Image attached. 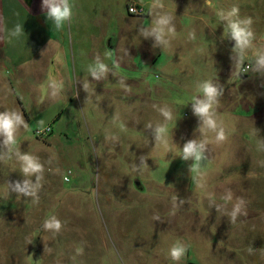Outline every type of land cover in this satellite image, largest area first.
Returning <instances> with one entry per match:
<instances>
[{
  "label": "rangeland",
  "instance_id": "374dc122",
  "mask_svg": "<svg viewBox=\"0 0 264 264\" xmlns=\"http://www.w3.org/2000/svg\"><path fill=\"white\" fill-rule=\"evenodd\" d=\"M100 1L88 17L91 46L88 44L84 69L78 67L81 79L78 75L76 80L69 78L74 75L71 64L70 71L64 69V78L60 76L63 88L59 95L53 97L50 88L41 101L36 89L38 73L33 78L24 75L13 86L17 97L9 96V110L18 109L20 101L29 125L18 133L15 147L38 156L45 171L39 203L34 204L30 197L8 192L7 180L24 178L17 160L0 162V264H264V151L251 142L244 149L247 155L238 152L242 164L237 172L254 174L218 177L217 173L233 167L230 141L228 150L221 149L217 161L204 160L199 172L189 171L191 161L181 159L179 148L199 135L197 121L187 110L202 82L193 75L211 79L216 73L215 59L228 65L225 68H237L230 52L219 47L215 58L209 55L207 42L216 38L200 34L193 27L194 20L182 19L181 0H163V11L171 9L176 26L167 48H153V41L139 34L140 27L151 26L153 11L150 19L133 20L137 23L133 25L127 17L123 19L126 15L115 13L122 1L108 0L115 6L111 9L102 7ZM131 7L141 11L137 16H143V9L136 6L127 7L128 14ZM217 13L213 26L223 29ZM259 22V18L254 21ZM128 26L131 28L126 29ZM136 26H140L138 31ZM192 31L195 37L190 39ZM108 51L111 55L105 56ZM147 54L156 62L144 63ZM97 56L111 69L101 81L92 80L87 71ZM42 64L39 61L34 68L39 72ZM86 79L90 83L87 93L82 86ZM238 79L235 76V82ZM255 86L245 88L254 94ZM153 105H167L173 112L167 125L168 148L156 145L146 127L164 119ZM258 122L248 124L252 135ZM172 138L176 147L171 146ZM259 138L264 136H253L256 142ZM208 151L211 157L216 155L210 144ZM142 155L148 167L134 171L132 166L139 165ZM226 189L246 201V214L235 222L226 214L231 203L221 199ZM174 195L185 204L174 208ZM51 215L63 224L59 233L42 227ZM177 242L187 246L179 262L169 256L170 247ZM79 248H83L82 254Z\"/></svg>",
  "mask_w": 264,
  "mask_h": 264
},
{
  "label": "crops",
  "instance_id": "0c3cea01",
  "mask_svg": "<svg viewBox=\"0 0 264 264\" xmlns=\"http://www.w3.org/2000/svg\"><path fill=\"white\" fill-rule=\"evenodd\" d=\"M98 1L99 0H70L73 6V17L61 30H57L53 21L46 18L45 12L42 10V0H0V111L9 110V106L7 105L10 100L9 96H16L13 86L19 83L22 77L24 78V75L33 78V73H38L37 80L39 81V85H36V89L41 94V101L46 91L51 88V83L60 81V76L64 78V69L71 70V64L74 75L71 73L69 78L76 80L78 78L75 79V76L78 75L79 79H81V76H79L81 72L78 71V67L81 68V65L85 66V61L87 60L86 52L89 46H91L88 39L91 36L92 23L88 17L93 15L95 3ZM121 1L123 5L120 8L118 6V10H116L115 13H118L116 15H126L123 19L127 17V19H130L129 22H131L133 20L150 19L152 17L153 0H120V2ZM100 2L101 6L104 8L111 9L115 7H111L108 0ZM120 2H118V4ZM180 2L183 11H180L182 19L187 17L194 20L195 26L193 27L197 28L200 34L209 33L216 38L215 40L207 42L205 47V50L208 51L209 55L213 58H215V52L219 47L226 48L231 55L234 42L227 39L224 27H222L223 29H217L213 26V17L217 11L219 12L221 9L224 11L230 10L233 5L239 7L240 18H252V29L256 36L254 42L256 48L250 50L248 59L245 60L244 64L249 65L253 62L251 58H253L257 49L264 50V0H255V2L241 0L240 4H237V0H181ZM129 6H136L137 8L143 9V16L128 14L127 7ZM168 10H170L169 14H171V9ZM85 17H87V20ZM257 18L260 20L259 24L254 23ZM182 22L184 24L186 23L183 20ZM132 23L133 25H137L134 21ZM196 23L198 24L196 25ZM17 24L23 26L24 33L19 37H10L9 32ZM131 26L126 27V29L131 28ZM138 27L140 26L135 27L137 31ZM260 32H263V34L261 35ZM140 42H142L141 45H143L144 41L140 40ZM62 56H64V59ZM70 58L71 63L69 64ZM88 58H91V56ZM143 59L144 63L149 65L157 60L148 54L145 55ZM39 61H42L43 64L38 72V69L34 68V64ZM215 62L216 73L212 74L211 79L213 81H219L224 89L229 87L228 91L224 92V96L221 97L220 103L216 107L217 119L220 114L225 113L218 122L227 124L233 123V125L232 128L230 126H224L227 135V139L224 142L217 143L213 134L211 137L212 132H207L209 133L207 134L209 140L208 144L212 146L216 155L213 156L212 154L213 157H211L210 152L207 151L206 160L208 162H213L214 159L217 161L220 158V153H222L220 150L226 149L227 151L230 141L234 146L232 147L234 148V152L232 151L230 155V161H233L231 163L233 167L230 169H223L224 172L217 173L216 176L221 177L226 174L252 175L254 172H237L238 166L242 164L238 163L242 156L237 155L238 152H245L250 144L258 143L253 139V136L256 138L258 136H264L262 135L264 133V77L258 76L251 71V69L249 71L250 74H248V72L246 75H239V67H241V65L237 68L232 67L231 70L229 67L225 68L228 65H222L224 64L222 60L215 59ZM193 76L194 79H200L202 81L209 79L208 76L205 75L196 74ZM235 76L239 78L237 82L234 80ZM70 84L73 83L70 82ZM99 84L101 87V83ZM247 84L256 85L257 91L254 93L255 95L251 88L249 89L250 86L245 88ZM198 95H200V93L197 91L191 98L193 99L194 96ZM190 102H192V100H190ZM187 106L189 115H191L192 119L194 118L197 121L198 127V119L192 113L191 104ZM17 107L19 111L25 113L20 101H17ZM257 118L258 120L255 121ZM256 122H258L257 130H254V135H252L253 132L248 130V124H254ZM248 132L252 135L251 137L247 136ZM197 133L199 137L200 133ZM245 154L247 155L246 152ZM246 155L244 156V160L247 157ZM211 166L213 165L211 164Z\"/></svg>",
  "mask_w": 264,
  "mask_h": 264
},
{
  "label": "clouds",
  "instance_id": "9594fccd",
  "mask_svg": "<svg viewBox=\"0 0 264 264\" xmlns=\"http://www.w3.org/2000/svg\"><path fill=\"white\" fill-rule=\"evenodd\" d=\"M165 5L163 0H153L152 9L155 18L150 27H140L139 34L145 40L153 41V48H167L170 46L171 38L176 34V26L174 17L164 12ZM42 10L45 12L46 18L52 20L55 28L61 30L63 26L70 22L73 17V6L70 0H42ZM220 20L224 24V32L227 34V39L234 42L231 49L230 59L237 66L243 65L248 59L249 50L256 48V36L252 29L253 20L251 17L240 18L239 7L233 5L228 11L220 10L218 12ZM24 33L22 25L17 24L9 32L10 37H19ZM195 32H189V38L193 39ZM50 43V41H49ZM111 52L105 53V56H110ZM251 69L260 77H264V50L257 49L253 56V62L249 64L247 71ZM89 76L94 81H101L108 76L111 69L105 64L99 56L96 57L93 64L87 69ZM83 90L87 93L90 87L89 80L82 82ZM50 87L53 89L52 96L59 95L63 88V81H54ZM126 91H130V86L124 85ZM197 91L200 93L194 96L191 102V110L198 119V128L196 132L201 135L199 137L187 140L182 148H180L181 159L185 162L191 161L189 171L199 172L202 162L207 159L208 143L206 137L207 132L214 133V139L217 143L224 142L227 139L226 130L222 122H218L216 107L220 103L221 97L224 96L225 89L219 81L211 79L204 80L197 84ZM160 115L164 118L162 123H157L153 126L151 123L146 125L147 129L151 130L152 136L156 145H162L165 148L170 146L168 135V122L173 120V112L167 105H153ZM29 125L26 122L24 115L18 109L0 111V162H7L15 158L20 165V171L23 180L6 181L8 192L16 194L18 197L32 198L34 204L39 203V191L42 188L44 179V164L40 158L29 152L22 153L15 145L17 143V135L21 129H28ZM195 135V134H194ZM171 146L176 147L171 139ZM258 150L264 151V139H258ZM139 165L134 164L133 170L140 171L147 168L146 156H140ZM34 178V179H33ZM203 187V185H200ZM214 195V194H212ZM225 204L231 203L232 207L227 211L231 222H235L238 216L246 214V201L243 197L235 196L231 189H226L221 196ZM173 206L179 207L185 204V200L178 201L177 195L173 196ZM214 202V201H213ZM219 205L216 206L217 210ZM46 231L59 233L63 227L61 220L51 215L45 219L42 225ZM79 254L83 253V248H79ZM187 246L182 242L174 243L169 249L170 258L179 262L186 254Z\"/></svg>",
  "mask_w": 264,
  "mask_h": 264
},
{
  "label": "built area",
  "instance_id": "2783aa9c",
  "mask_svg": "<svg viewBox=\"0 0 264 264\" xmlns=\"http://www.w3.org/2000/svg\"><path fill=\"white\" fill-rule=\"evenodd\" d=\"M129 13L130 14H132V15H140V12L138 13V11L135 9V8H133V7H131L129 10ZM248 64H245V65H243L241 68H240V70H239V75H245L248 71H249V69L247 70V71H245V69L246 68H248ZM48 131H49V129H48Z\"/></svg>",
  "mask_w": 264,
  "mask_h": 264
}]
</instances>
